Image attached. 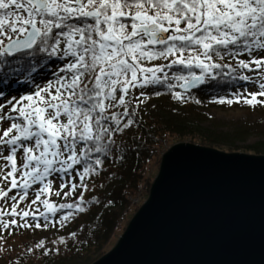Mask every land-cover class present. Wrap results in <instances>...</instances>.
<instances>
[{
    "label": "snow or ice",
    "instance_id": "6c2138e0",
    "mask_svg": "<svg viewBox=\"0 0 264 264\" xmlns=\"http://www.w3.org/2000/svg\"><path fill=\"white\" fill-rule=\"evenodd\" d=\"M17 53L43 55L41 67L53 57L63 66L54 81L29 95L8 99L0 91L4 251L5 233L62 229L87 214L90 203H100L95 196L86 200L84 193L96 187L92 182L105 171L106 160L124 162L130 147L124 138L143 126L140 110L152 98L150 86L187 92L211 82H249L258 90L240 85L244 92L210 102L264 106L258 99L264 98V0H0V58ZM160 60L167 63H146ZM173 66L179 67L171 71ZM35 71L32 64L29 77ZM173 97L187 102L181 92ZM56 175L61 182L54 189L49 177ZM53 196L71 202L57 204L48 198ZM24 201L28 208L40 203L44 211L25 210ZM63 209L71 211L49 219ZM69 235L77 238L75 231ZM59 242L66 245V238ZM37 251L48 257L61 250L41 239L26 254Z\"/></svg>",
    "mask_w": 264,
    "mask_h": 264
},
{
    "label": "water",
    "instance_id": "95a60500",
    "mask_svg": "<svg viewBox=\"0 0 264 264\" xmlns=\"http://www.w3.org/2000/svg\"><path fill=\"white\" fill-rule=\"evenodd\" d=\"M91 264H264V154L173 144L115 245Z\"/></svg>",
    "mask_w": 264,
    "mask_h": 264
},
{
    "label": "trees",
    "instance_id": "16d2710c",
    "mask_svg": "<svg viewBox=\"0 0 264 264\" xmlns=\"http://www.w3.org/2000/svg\"><path fill=\"white\" fill-rule=\"evenodd\" d=\"M43 59V55L29 58L23 53L0 58V61L7 62L0 70V91L15 94L24 90L27 94H31L35 83L43 79V74L47 72L48 68L57 66L59 70L50 78L44 79L43 84L46 85L49 81H54L60 74L63 62L53 57L41 67L40 62ZM32 64L36 65L37 71L31 72L29 77V69ZM178 67L173 66L171 71H176ZM9 69H22V71H9ZM166 71L169 70L166 69ZM183 71L187 72V69ZM193 71L199 73L200 70L193 68ZM170 83L178 85L179 82L172 80ZM240 85L247 86V82L237 81L231 86L228 84L218 85L216 82L201 85L183 93L187 100L184 103L173 97L174 92H181L178 86L173 88L171 92L163 84L150 86L147 92L152 98L146 105L141 106L140 110L143 126L133 129L124 138V144L130 146L124 162L106 160L105 171L92 182L96 187L92 191L84 193L86 200L91 201V198L95 196L100 203H90L88 205L90 210L87 214H79L70 223L69 227L77 232V238L73 239L65 232L64 228L59 229V235L52 236L49 242H46L49 248H59L61 250L59 254L43 257L37 251L35 254H25L4 261L0 260V264H76L89 258L83 252L91 248L98 253L102 249L104 250V246L112 237L114 239L119 238L137 210L138 205L134 204L130 198L134 197L140 189L142 191L145 189L144 191L147 192L150 183H146L149 178L147 172L151 170V164L159 158L170 143L188 139L192 143L227 152L264 154V123L233 126L229 131H223L219 129L221 124L208 117L202 109L203 105L211 104L210 101L214 98L228 96L238 91L242 88ZM154 91H159L162 95L155 96L153 95ZM189 95L193 99H187ZM196 100L201 102L196 103ZM204 121H210V126L201 127L200 124ZM250 135H255L258 140L251 145L235 146L237 141ZM136 137H140V139L137 140ZM133 149H136L139 154L137 155V151ZM58 200L59 202L63 201L60 198ZM64 200H68V198H64ZM109 200L112 201L110 206H108ZM67 202L71 201L68 200ZM65 211L71 210L63 209L56 216L49 214V217L58 218V215ZM61 236L66 238V245L59 243ZM53 241L56 243L53 244Z\"/></svg>",
    "mask_w": 264,
    "mask_h": 264
},
{
    "label": "rangeland",
    "instance_id": "374dc122",
    "mask_svg": "<svg viewBox=\"0 0 264 264\" xmlns=\"http://www.w3.org/2000/svg\"><path fill=\"white\" fill-rule=\"evenodd\" d=\"M241 58H245V57H241ZM146 63H150V64L167 63V61L160 60V61H152V62H146ZM58 70H59V68L57 66L48 68L47 72L44 74L45 78H43V80L40 79L38 83H35L33 92L37 89V86H44L43 83L46 80V78H50V76H53L54 73ZM245 74H247V73H245ZM247 90H248V92H255L258 89H257V86L252 85L249 82H247ZM238 91L244 92V87L240 88ZM235 92H237V91H235ZM182 93H186V92H182ZM4 94L8 99H11L12 97L19 98L22 95H29L24 90L17 92L13 95H11L9 92H4ZM227 97L231 98V95H228ZM258 99H264V98H258ZM202 109L208 117H210L212 120L216 121L218 124H221L219 129H221L223 131H229L230 129L233 128V126H246V125H252L253 123L257 124L259 122L264 123V106H260V105H257L255 108H253L249 105L244 104L243 102L233 103L231 105H229L227 103L223 104V105L217 104V103H211V104L203 105ZM200 125H201V127H209L210 121H204ZM3 126L7 127L8 125L5 124ZM257 140H258V138L255 135H250L247 138H244V139L237 141L235 143V146L240 147V146L251 145V144L255 143ZM180 142H191V141H189L188 139H185V140H180ZM175 143H178V141L174 142V143H170L168 146L165 147L164 151ZM5 155H7V152L5 153ZM161 155L159 156V158L157 160H155L151 164V170H149L147 172V176H149V178H148V181L146 183L150 182L148 185L147 192L144 191L145 189L143 191H142V189H140L134 197L130 198L134 204L138 205V208L148 196L150 185H151V183H152V181L156 175V171H158V168H159ZM0 163H3V162L0 161ZM17 163L18 164L20 163V157H18ZM49 179L53 180V188L54 189L61 182L60 177L58 175L53 176V177H49ZM66 180H67V178H65V182H66ZM34 187H36V186H34ZM14 191H19V189L14 190ZM29 192H30L31 198L34 199L35 198L34 194L31 192V190H29ZM44 198L45 197L42 196L41 199H44ZM48 198L54 200L57 204L68 201V200H64V198L63 199L60 198V200H63V201L59 202V200H58L59 198L54 197V196L48 197ZM27 204H28V201H24L21 203L20 207L24 208L25 210L34 211L37 213L44 211V207L40 203L33 206L32 208H28ZM65 212H67V211H65ZM65 212H62L61 214H59L58 218L49 217V219L55 221V220L59 219V217L61 215H63ZM27 219L29 220L30 223L32 222L31 217H29ZM38 219L42 223L45 222V221H43V217H38ZM72 221L73 220L69 221L67 223V226L64 228L65 232L67 234H70L71 232H73V228L69 227V225ZM59 232H60L59 229H56V228H49L46 230L42 228V229H36L35 231L30 230V229H28V230H25V229L15 230L14 229L13 234L10 236L5 233L7 251H4L5 243L3 241H0V260L4 261L5 259H10L14 256L25 255L26 249L28 247H32L34 245L31 243H34V242L37 243L41 239H44L46 242H49V239H51L52 236L54 237V236L59 235ZM116 238H118V237H116ZM116 238L114 239V237H112L110 239V241L108 242V244H106L104 246V250L102 249L99 253H98V251H93V248L83 252L86 256H89V258H87V260H85V261H79L76 264H91V263H93L95 260L100 258L102 255H104L106 252H108L113 247V245L116 241Z\"/></svg>",
    "mask_w": 264,
    "mask_h": 264
},
{
    "label": "bare ground",
    "instance_id": "6f19581e",
    "mask_svg": "<svg viewBox=\"0 0 264 264\" xmlns=\"http://www.w3.org/2000/svg\"><path fill=\"white\" fill-rule=\"evenodd\" d=\"M45 73H46V72H45ZM45 73H44V74H45ZM44 74H43V77H42V78H45V77H44ZM40 78H41V77H40ZM42 80H43V79H42ZM11 94H13V93H11Z\"/></svg>",
    "mask_w": 264,
    "mask_h": 264
}]
</instances>
